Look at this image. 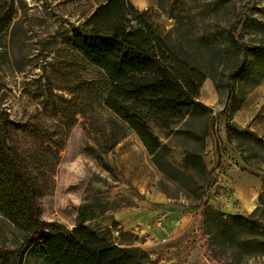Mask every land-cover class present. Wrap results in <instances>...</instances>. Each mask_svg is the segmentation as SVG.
I'll return each mask as SVG.
<instances>
[{
	"label": "rangeland",
	"instance_id": "obj_1",
	"mask_svg": "<svg viewBox=\"0 0 264 264\" xmlns=\"http://www.w3.org/2000/svg\"><path fill=\"white\" fill-rule=\"evenodd\" d=\"M104 1L0 0V114L43 190L41 219L156 264H264V0H128L205 77L201 106L169 129L152 125L167 148L158 156L131 131L101 151L115 119L102 105L108 85L72 32ZM252 189L258 205L241 210L235 191ZM24 237L0 209V255L17 261ZM23 264L49 263L30 247Z\"/></svg>",
	"mask_w": 264,
	"mask_h": 264
},
{
	"label": "trees",
	"instance_id": "obj_2",
	"mask_svg": "<svg viewBox=\"0 0 264 264\" xmlns=\"http://www.w3.org/2000/svg\"><path fill=\"white\" fill-rule=\"evenodd\" d=\"M72 42L108 85L102 105L115 119L109 121L102 153L110 152L131 131L158 156L167 148L161 146L152 125L169 129L182 120L183 111L201 106L197 100L205 77L180 58L128 0H105L73 30ZM257 60L264 65V53ZM231 101L230 96L226 110ZM6 125L0 114V209L25 230V237L18 260L0 255V264H23L30 247L49 264H156L144 251L110 244L90 229L68 230L43 221L38 205L43 190L9 144ZM202 207L204 222L210 209ZM235 221L253 225L243 216ZM209 261L222 264L210 256Z\"/></svg>",
	"mask_w": 264,
	"mask_h": 264
},
{
	"label": "crops",
	"instance_id": "obj_3",
	"mask_svg": "<svg viewBox=\"0 0 264 264\" xmlns=\"http://www.w3.org/2000/svg\"><path fill=\"white\" fill-rule=\"evenodd\" d=\"M231 182V185L233 186V182ZM258 196H259V190L258 189H252L251 193H248V195L243 194L240 191H235V197L239 199L241 210H253L258 205Z\"/></svg>",
	"mask_w": 264,
	"mask_h": 264
}]
</instances>
